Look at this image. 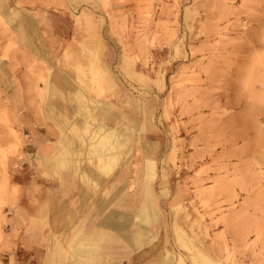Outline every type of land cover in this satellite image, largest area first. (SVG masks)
Returning a JSON list of instances; mask_svg holds the SVG:
<instances>
[{
	"label": "rangeland",
	"instance_id": "1",
	"mask_svg": "<svg viewBox=\"0 0 264 264\" xmlns=\"http://www.w3.org/2000/svg\"><path fill=\"white\" fill-rule=\"evenodd\" d=\"M173 3L174 24L168 30L158 25L164 30L155 31L152 5L142 9L137 25L126 24L122 18L114 21L103 49L106 52L108 48V70L101 66L93 40L71 42L67 46L69 53L57 40L45 42L43 56L59 55L60 68L72 70L66 73H52L50 62L39 61L29 53L21 62L26 72L20 71L21 64L11 72L4 62L16 55L21 59L22 53H17L19 49L13 41L0 52V264L6 261L3 255L10 240L7 227L15 205L12 175L30 166L23 161L26 136L6 104L2 87L21 79L45 84L59 74L71 81L74 89H80L81 97L76 95V101L88 114L112 94L120 99V90L110 84L113 79L125 83L126 93L139 96L133 104L125 103V112L132 119H145L149 128L151 117L148 135L156 143L158 172L163 176L165 168L167 174L157 180L156 187L169 191L162 196V205L173 226L174 247L181 245L174 230L175 225H181L196 246L213 256L220 255L221 260L210 258L199 249L194 257L209 264H264V0ZM130 50L137 54L132 64L140 69L143 78L152 81L151 89H136L134 82L131 85L134 78L124 72L125 58L119 56L121 51L132 54ZM149 62L155 74L144 70ZM96 70L101 73L96 74ZM62 77L59 78L63 80ZM67 91L64 96H69ZM27 92L42 100L50 89L45 90V95L36 88ZM62 101L68 120L72 115L77 117L69 100ZM93 127L88 126L87 134ZM97 138L95 133L91 136L93 143ZM122 144L127 146V142ZM136 149L134 144L138 158ZM58 155L57 166L71 163L63 151ZM98 160L96 167L101 164L99 157ZM175 188L183 190L189 217L171 203ZM181 250L190 253L185 248ZM186 260L187 264L193 262L190 257Z\"/></svg>",
	"mask_w": 264,
	"mask_h": 264
},
{
	"label": "crops",
	"instance_id": "2",
	"mask_svg": "<svg viewBox=\"0 0 264 264\" xmlns=\"http://www.w3.org/2000/svg\"><path fill=\"white\" fill-rule=\"evenodd\" d=\"M150 1L152 2L0 0V52L13 41L19 49V52H16L22 53L21 59L16 55L4 62L9 67L7 70L12 72L28 56L26 53H29L39 61L50 62L52 73L72 72L60 68L59 55L56 58L53 54L43 56L42 48L50 39L63 43V51L67 49L68 53L70 51L67 46L73 41H95L101 66L108 70L106 57L109 53L108 48L106 52L103 50L104 42L112 32V24L116 19L122 18L126 24L137 25L142 9H150L152 5L155 10V31L164 30L160 27L162 25L168 30L174 24L173 0H160L161 4L160 1ZM131 52L132 54L121 51L119 54L125 58L124 72L134 78L131 79V85L136 83V89H151L152 81L146 80V76L143 78L140 69L132 64L137 54ZM150 63L145 65L144 70L148 74H155L156 70ZM20 71L25 73L26 67L23 68L22 65ZM59 77L62 75L59 74ZM59 77L54 76L45 83L46 85L34 79L29 83L21 79L11 80L2 87L5 89L6 104L10 111L15 113L19 128L26 136L22 151L23 161L30 165L25 167L26 170H16L12 175L15 205L10 214L11 223L7 227L10 240L9 249L3 255L7 261L5 264H75L78 256L74 255L73 248L77 246L76 237L79 232L84 234V243L88 244L95 242V234L113 235L112 243L116 253L112 255L111 260L115 264H156L163 259L177 264L180 256L184 264H187L186 259L189 257L193 261L192 264H209L200 257H194L198 249L210 258L221 260L219 254L213 256L201 246H196L194 238H191L181 225L174 227L176 240L181 244L180 248L174 247L173 226L169 221L167 209H163L162 205V196H166L169 191L158 190L156 187L157 180L167 177V174L165 168L163 176L158 172L156 143L148 135L152 128L151 117L148 118L149 128L145 119H132L133 116L130 117L125 112V103L133 104V99H139V96L130 91L126 93L125 83L113 79L110 84L118 87L120 99L112 94L88 114L81 110L80 102L76 101V95L80 96V89H74L72 82L64 79L65 76L62 77L63 80ZM35 88L39 92H42V89L44 95L45 90L50 89V97L47 95L42 100L34 98L27 90ZM65 89L68 90L69 96H64ZM65 98L69 100L75 114H78L77 117L72 115L68 120L65 116L66 109L62 107V99ZM92 124L94 127L89 135L86 127ZM98 131H111L119 142H127V146L121 143L124 156L121 155L122 152L119 153L118 160L108 174L99 169L100 165L96 167L94 164L99 163L98 155L93 150L89 153L94 144L91 136L94 133L97 135ZM183 131L182 127V138ZM67 139H71L68 144ZM134 144H137L138 158L135 156ZM64 149L69 153L66 159H73L67 166L59 167L56 165L59 163L57 155ZM89 157H92L94 163L90 162ZM149 160L155 162V177L152 180H149L146 174ZM147 190L150 191L149 194ZM182 191L181 188H175L171 203L189 217L186 197H182ZM140 206L144 209L143 216L139 215ZM151 206L155 209L154 212L150 209ZM152 217L154 219L150 220ZM179 234L184 238L181 239ZM128 236H133V239ZM182 248L190 253H184ZM58 250H63L61 255Z\"/></svg>",
	"mask_w": 264,
	"mask_h": 264
},
{
	"label": "bare ground",
	"instance_id": "3",
	"mask_svg": "<svg viewBox=\"0 0 264 264\" xmlns=\"http://www.w3.org/2000/svg\"><path fill=\"white\" fill-rule=\"evenodd\" d=\"M97 73L99 74L101 72L99 70H96V74ZM87 129H88V126L86 127V130ZM100 131L96 132V134H97L96 136H98V138H97L96 142L94 144H92L90 149H92L93 152L95 154H97L98 157L100 158L101 164L99 166V169L103 173L106 174L110 171L111 165L117 160L119 153L123 152L124 147L122 146L121 142H119V140L114 138L115 136H113V133L111 131H107L105 133H102ZM69 142H71V139L70 140L67 139L66 143L68 144ZM68 154L69 153L67 152V149L66 150L64 149L63 155L67 159H68V157H67ZM91 159H92V157H91ZM69 160H70V162L72 161L70 158H69ZM58 161L60 162L59 159H58ZM146 174H147L149 180H152L155 177V162L154 161L149 160L147 162V173ZM146 188L148 189V187H146ZM147 192L149 194L150 191L147 190ZM140 207L141 208H140L139 215L143 216L142 212L144 209H143V206H140ZM150 209L152 210V212H154V210H155L153 208V206H151ZM95 215H97V214H95ZM153 219H154V217L150 218V220H153ZM90 222H93V221L90 220ZM130 223H132V222H130ZM130 231H132V230H130ZM124 232H122V233H124ZM137 232H139V231L137 230ZM110 233H112V232H110ZM126 234H131V233H126ZM121 235H124V234H121ZM94 236H97L94 240L95 242H93L92 244L84 243V240H85L84 234H82V232H79L78 236L76 237V240H77L76 245L77 246L75 248H73L74 255L78 256L77 259L75 260V264H115L114 261L113 262L109 261L110 258H113L112 255L116 253L115 252L116 250H115L113 243H112L114 241V236L107 234V233L95 234ZM180 236H181V239L184 238L181 234H179V237ZM128 237L131 238L133 236H128ZM135 238H137V237H135ZM131 239H133V238H131ZM145 240H146V238H145ZM130 242H131V240H130ZM130 244H132V243H130ZM125 245L127 246V244H125ZM58 252H59V254H61L62 250H58ZM137 256H138V254H137ZM156 264H173V262L169 259H163L159 263H156ZM177 264H184V260L181 256L179 257V259H177Z\"/></svg>",
	"mask_w": 264,
	"mask_h": 264
}]
</instances>
